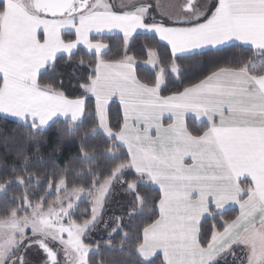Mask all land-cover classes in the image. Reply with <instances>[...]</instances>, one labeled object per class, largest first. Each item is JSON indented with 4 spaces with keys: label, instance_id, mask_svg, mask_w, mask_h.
<instances>
[{
    "label": "snow or ice",
    "instance_id": "obj_1",
    "mask_svg": "<svg viewBox=\"0 0 264 264\" xmlns=\"http://www.w3.org/2000/svg\"><path fill=\"white\" fill-rule=\"evenodd\" d=\"M241 46L252 55L221 58ZM81 47L87 62L75 60ZM59 61L73 76L89 69L74 97ZM54 127V151L66 140L77 150L37 173L30 149ZM0 140V264H31L29 251L40 264H91L84 237L117 189L129 218L147 220L135 240L121 217L109 235L122 231L118 250L141 264H264V0H0Z\"/></svg>",
    "mask_w": 264,
    "mask_h": 264
},
{
    "label": "trees",
    "instance_id": "obj_2",
    "mask_svg": "<svg viewBox=\"0 0 264 264\" xmlns=\"http://www.w3.org/2000/svg\"><path fill=\"white\" fill-rule=\"evenodd\" d=\"M148 35H140L137 37V40L135 44L133 45V52L137 56H140V46L141 44L146 40ZM111 46L112 51L108 54V56H112L115 54L116 48L119 45V41L116 39V36H109L106 40ZM163 52V50H161ZM252 53L249 52L244 47H238V48H232L225 51V53L222 54V59H232L235 60L238 57H249ZM107 58V57H106ZM84 59L86 62L90 59L89 54L85 51L81 50L77 53L75 60ZM64 72L63 80L65 83V87L67 90V94L70 97H74L75 89L73 88V85L76 84L77 78L80 75H86L89 72L88 67L85 65L83 69H77V73L75 76L72 75V68L71 67H65L63 65L62 61L58 62ZM138 74L141 78H150V69L143 66V64H139L137 68ZM195 73V69L189 70L186 75L191 77ZM58 73H52L49 76H46L44 79L49 80L52 79L54 76H56ZM187 82V81H186ZM178 87H182V85H177ZM171 90V87L165 91L164 94H168V92ZM89 106L91 107L94 101L89 100L88 101ZM110 116H111V123L113 126L117 125L120 121V113L118 111V104H112L110 107ZM187 123L189 126L193 127H199L200 125L198 122L188 119ZM90 124V121L85 118L84 123L82 125V128L88 127ZM8 128H12L15 126V123L11 120H9L6 124ZM47 138V142L44 141L40 142V153L36 154L35 149H30L32 153V159L29 163L28 167L31 170H35L37 173H43L45 170L49 169L51 167V161H56V163L63 167L65 163L69 160V158L76 152V141L74 140H66L61 145L60 151H54V148L56 147L58 140H57V130L56 128H52L48 130L44 134ZM91 142V141H89ZM99 151V150H98ZM5 153V146L0 140V155H3ZM41 157H43V160L41 161ZM8 161L11 162L12 156L9 155L7 157ZM100 169L103 170L108 163V161L100 160L99 162ZM3 173L0 172V175ZM72 174H69V180H71ZM242 187L244 186V183H241ZM43 187V185H41ZM20 189L17 186H13L10 189V192H19ZM141 192L144 193L149 198L153 197L155 193L151 190V188H141ZM116 196H118L115 199L114 204L112 205H105L104 210V221H107V228L104 227V221H101L100 224L96 226V229L94 231H91L87 236L84 237V240L86 243L93 246V250L89 254V259L91 261V264H141V260L138 258L137 254L134 251H131V249L126 248V251H130V255H125L124 253L120 252L119 245L121 242L122 237V231H117L113 233L111 236L109 235V232L114 226V218L121 217L123 219L122 228L124 231H128L130 233V240H135L136 236L138 234V229L143 225V223L147 220V214L142 213L140 215L133 216L129 218L128 211L130 206V197L125 196L122 192L119 191V189L116 190ZM54 198V197H53ZM87 207L86 203L81 202L80 203V209L83 210ZM120 209V211H117ZM86 214V213H83ZM82 215V211H78L76 213V216L79 218ZM237 215L236 209L232 210L229 209V211L226 212L225 217L227 219H232ZM212 221H209L207 224H205V230H207ZM108 241H111L109 244ZM98 246V247H97ZM156 264H161L159 260L156 261ZM221 264H232V258L229 256L225 258Z\"/></svg>",
    "mask_w": 264,
    "mask_h": 264
},
{
    "label": "rangeland",
    "instance_id": "obj_3",
    "mask_svg": "<svg viewBox=\"0 0 264 264\" xmlns=\"http://www.w3.org/2000/svg\"><path fill=\"white\" fill-rule=\"evenodd\" d=\"M113 2L114 3H117V4H119V3H121L122 2V0H113ZM149 2H151V0H149ZM161 2L162 3H168L169 2V0H161ZM144 66V65H143ZM145 67V66H144ZM146 68H149V67H146ZM150 69V68H149ZM116 194L117 193H114L111 197H110V199H109V201L107 202V206H109V205H112V204H114V202H115V199L118 197V196H116ZM106 208V207H105ZM105 208H104V210H105ZM117 210V209H116ZM117 211H120V209H118ZM114 221V220H113ZM105 227V226H104ZM28 259H29V261L31 262V264H40V261H41V259H42V256H41V254L39 253V252H37V251H29L28 252ZM61 259H63V256L61 255Z\"/></svg>",
    "mask_w": 264,
    "mask_h": 264
},
{
    "label": "crops",
    "instance_id": "obj_4",
    "mask_svg": "<svg viewBox=\"0 0 264 264\" xmlns=\"http://www.w3.org/2000/svg\"><path fill=\"white\" fill-rule=\"evenodd\" d=\"M181 2H182V0H181ZM200 2L202 3L203 2V0H200ZM140 35H148V34H146V33H141ZM111 36H116V34H112ZM243 47V46H242ZM81 50H83V51H85L86 53H87V51L85 50V49H83L82 47H81ZM189 119H191V120H193L191 117H189ZM241 183H244V180H243V178L241 179V181H240ZM236 209V211H237V214H238V207L237 208H235Z\"/></svg>",
    "mask_w": 264,
    "mask_h": 264
}]
</instances>
